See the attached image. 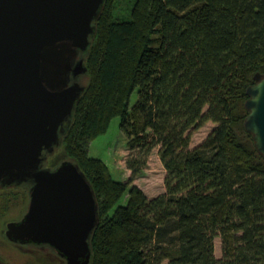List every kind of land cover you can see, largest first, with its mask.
Returning <instances> with one entry per match:
<instances>
[{"label": "trees", "instance_id": "obj_1", "mask_svg": "<svg viewBox=\"0 0 264 264\" xmlns=\"http://www.w3.org/2000/svg\"><path fill=\"white\" fill-rule=\"evenodd\" d=\"M94 26L61 137L97 203L89 264H264V159L234 131L264 75V0H105ZM116 117L125 181L89 156ZM207 122L217 127L189 149ZM156 148L165 192L148 199L134 181Z\"/></svg>", "mask_w": 264, "mask_h": 264}, {"label": "water", "instance_id": "obj_2", "mask_svg": "<svg viewBox=\"0 0 264 264\" xmlns=\"http://www.w3.org/2000/svg\"><path fill=\"white\" fill-rule=\"evenodd\" d=\"M104 1L0 0V186L32 185L28 213L7 224L5 237L48 245L64 264H89L97 203L68 159L42 167L84 91L77 78L86 68L75 58L88 50ZM254 82L243 128L264 159V75Z\"/></svg>", "mask_w": 264, "mask_h": 264}, {"label": "rangeland", "instance_id": "obj_3", "mask_svg": "<svg viewBox=\"0 0 264 264\" xmlns=\"http://www.w3.org/2000/svg\"><path fill=\"white\" fill-rule=\"evenodd\" d=\"M80 85L83 83L80 81ZM136 95L133 94L130 104L133 105ZM119 118H113L106 133L98 136L89 145V156L100 159L109 169L111 177L116 181H125L130 173L125 168L124 161L130 155L126 147V139L119 129ZM217 125L207 122L201 128L190 131L189 149H194L201 145L213 132ZM235 134L243 143H248L247 133L241 125L235 127ZM245 133H244V132ZM159 148L154 149L148 157L147 164L143 172L134 181L143 194L148 199L158 197L165 192L164 178L165 171L160 163ZM49 165L57 164L67 160L60 145L52 156H48ZM12 190L9 187L0 190V264H62L58 258L48 256L39 250L31 247L18 248L11 245L4 235L5 225L19 219L25 211V195L20 185ZM9 186V185H7ZM221 239L214 240V255L217 260L222 258Z\"/></svg>", "mask_w": 264, "mask_h": 264}, {"label": "flooded vegetation", "instance_id": "obj_4", "mask_svg": "<svg viewBox=\"0 0 264 264\" xmlns=\"http://www.w3.org/2000/svg\"><path fill=\"white\" fill-rule=\"evenodd\" d=\"M49 159V158H48ZM47 159V161H48ZM46 161V162H47ZM46 162L43 164V169H49V170H54L59 164H52V165H49L48 163L46 164ZM6 187H9L10 189L14 190L16 189L18 186L16 185H11V186H0V190H3V189H6ZM21 189H22V192L24 193L25 195V202H26V207H25V211L23 212L22 216L19 218V219H16V220H13L11 222H14V223H18L20 221H22V219L24 218V216L26 215L27 213V208H28V205H29V201H30V195H31V190H32V185L30 183H24L22 185H20ZM9 222V223H11ZM7 225L4 226V228H6ZM6 231V230H5ZM4 235H5V232H4ZM7 240V238H6ZM8 241V240H7ZM11 245L15 246V247H18V248H22V247H31V248H34L35 250H39L43 253H46L48 256H52V257H55V258H58L59 261L64 264L65 261L62 260L57 252L55 250H53L52 248H50L48 245H35V244H19V243H13V242H10L8 241Z\"/></svg>", "mask_w": 264, "mask_h": 264}, {"label": "bare ground", "instance_id": "obj_5", "mask_svg": "<svg viewBox=\"0 0 264 264\" xmlns=\"http://www.w3.org/2000/svg\"><path fill=\"white\" fill-rule=\"evenodd\" d=\"M81 54H84L83 52L82 53H78V55H77V57L75 58V62H77V61H79V60H83V58L81 57ZM83 64H84V61H83ZM75 67V66H74ZM74 67H72V69L74 68ZM82 76V75H81ZM81 76H79L78 78H77V82L80 84V77ZM73 82V80L71 79V83ZM70 83V84H71ZM60 137H62V136H60ZM61 139V138H60ZM62 141V140H61ZM61 145V144H60ZM56 150H57V148H56ZM55 150V151H56ZM54 151V152H55ZM54 154V153H53ZM52 154V155H53ZM52 155H50V156H52ZM49 156V155H48ZM48 156H47V159H48ZM47 159H46V161H47ZM22 184H24V183H22ZM22 184H18V185H22ZM31 197V196H30ZM29 205H30V201H29ZM29 205H28V208H27V213H28V210H29ZM26 213V214H27ZM59 256V255H58ZM62 259V258H61ZM63 260V259H62Z\"/></svg>", "mask_w": 264, "mask_h": 264}, {"label": "crops", "instance_id": "obj_6", "mask_svg": "<svg viewBox=\"0 0 264 264\" xmlns=\"http://www.w3.org/2000/svg\"><path fill=\"white\" fill-rule=\"evenodd\" d=\"M128 174H129V172H128ZM127 178V177H126Z\"/></svg>", "mask_w": 264, "mask_h": 264}]
</instances>
